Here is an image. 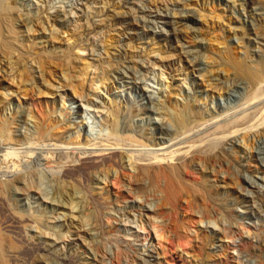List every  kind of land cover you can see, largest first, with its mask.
<instances>
[{"label":"rangeland","instance_id":"rangeland-1","mask_svg":"<svg viewBox=\"0 0 264 264\" xmlns=\"http://www.w3.org/2000/svg\"><path fill=\"white\" fill-rule=\"evenodd\" d=\"M1 5L0 264H264V0Z\"/></svg>","mask_w":264,"mask_h":264},{"label":"bare ground","instance_id":"bare-ground-1","mask_svg":"<svg viewBox=\"0 0 264 264\" xmlns=\"http://www.w3.org/2000/svg\"><path fill=\"white\" fill-rule=\"evenodd\" d=\"M1 3H3V0H0V6L2 7V5H1ZM4 8V7H3ZM5 11V10H4ZM1 13H2V11H1ZM1 16V15H0ZM6 17V16H5ZM1 18V17H0ZM7 19V18H6ZM3 20V19H2ZM8 21H5L7 24H8V30H7V34H8V36L7 37H9V41L8 42H10L11 40H14V31H13V29L11 28V25H10V23H9V19H7ZM0 22H1V19H0ZM4 22V20H3V23H5ZM2 23V22H1ZM81 32V31H80ZM6 35V34H5ZM3 36V35H2ZM16 36V35H15ZM22 36V35H21ZM1 39V38H0ZM25 44V43H24ZM23 44V45H24ZM71 45V44H70ZM20 46V45H19ZM54 46V45H53ZM8 47V46H7ZM84 47V46H83ZM7 51H8V48L6 49ZM1 51V50H0ZM5 51V50H4ZM7 51H6V53H7ZM2 52V51H1ZM0 52V53H1ZM13 52V51H12ZM58 53V52H57ZM7 58V57H6ZM4 60V59H3ZM227 61V60H226ZM74 62V61H73ZM48 63V62H47ZM90 66L91 65H89L88 63H87V61H86V63H84V67H83V71H82V78L80 79V83H81V85L83 86L84 85V79L86 78V76H87V73H88V71L90 70ZM240 66V65H239ZM82 67V66H81ZM80 67V68H81ZM12 68V67H11ZM55 68V67H54ZM58 68V67H57ZM45 69V68H44ZM246 69V68H245ZM244 69V70H245ZM247 71H250V70H247ZM45 72V71H44ZM242 72V71H241ZM64 73V72H63ZM92 73V72H91ZM264 73V64H263V68H261V70H260V68H259V70H257V71H251L250 72V78L252 79V80H258L261 76H262V74ZM41 74V73H40ZM243 74H245V73H243ZM249 74V73H248ZM249 76V75H248ZM36 77V76H35ZM89 78V77H88ZM6 79V78H5ZM261 80V79H260ZM263 81H264V79H263ZM74 82V81H73ZM255 82V81H254ZM153 85V84H152ZM53 90V89H52ZM85 91V90H84ZM46 94V93H45ZM182 95V94H181ZM186 98V97H185ZM113 101V100H112ZM168 106V105H167ZM252 106V105H251ZM228 123V122H227ZM59 125V124H58ZM52 127V126H51ZM184 128V127H183ZM191 131V130H190ZM47 132V131H46ZM108 136V135H107ZM135 136V135H134ZM104 137V136H103ZM204 137V136H203ZM37 139V138H36ZM78 140V139H77ZM38 146V145H37ZM75 146V145H74ZM111 146V145H110ZM118 147V146H117ZM94 148V147H93ZM96 148V147H95ZM103 149H105L106 148V150H107V148L108 147H102ZM109 148H111V147H109ZM108 148V149H109ZM92 149V148H91ZM112 149V148H111ZM115 149V148H114ZM89 150V149H88ZM93 150V149H92ZM96 150H97V148H96ZM100 150V149H99ZM102 150V149H101ZM90 151V150H89ZM175 154V153H174ZM109 156V153L108 152H101V153H96V154H94L93 156H92V154H91V158H90V156L88 157V159L86 158V160L84 161V162H87V161H90V162H97V161H100V160H105V158H106V156ZM107 156V157H108ZM110 157V156H109ZM163 158V157H162ZM165 158V157H164ZM168 158V156L166 157V159ZM169 158H170V155H169ZM33 159V158H32ZM108 159V158H107ZM117 159V158H116ZM120 160H121V158H120ZM169 162H170V160H169ZM169 162H167L166 161V163L165 164H167V163H169ZM159 164V163H158ZM97 165V164H96ZM99 165H100V163H99ZM102 166V165H101ZM138 166V165H137ZM146 166V165H145ZM151 166V165H150ZM169 166V165H168ZM141 167H143V166H141ZM140 167V168H141ZM94 168V167H93ZM145 168V167H144ZM142 170H143V168H141ZM173 169V168H172ZM141 170V171H142ZM149 170V169H148ZM151 170V169H150ZM149 170V171H150ZM144 171H147V169L145 170L144 169ZM52 172V171H51ZM54 172V171H53ZM154 172V171H153ZM159 172V171H158ZM50 173V172H49ZM146 172H143V174H145ZM156 173V172H155ZM68 174V173H67ZM150 174V173H149ZM131 176V175H130ZM159 176V175H158ZM161 176V175H160ZM136 178V177H135ZM142 178V177H141ZM143 179V178H142ZM137 180V179H136ZM162 180V179H161ZM142 181V180H141ZM170 181V180H169ZM2 182V181H1ZM137 182V181H136ZM175 183V182H174ZM158 184V183H157ZM171 185V184H170ZM169 185V186H170ZM191 186V185H190ZM193 187V186H192ZM169 188H171L170 190H169ZM168 188V190H169V193H170V195H171V197H172V199H176V200H178V198H180L181 197V195L184 193V192H182V187H180L179 186V183H178V186H176V183H175V185L173 186V187H169ZM182 188V189H181ZM185 188V187H184ZM167 189V188H166ZM109 190V189H108ZM167 191V190H166ZM188 191V190H187ZM182 193V194H181ZM164 194V193H163ZM169 196V195H168ZM170 197V198H171ZM170 200V199H169ZM168 200V201H169ZM112 203V202H111ZM174 204H176V203H174ZM86 210V209H85ZM3 236V235H2ZM2 236H0V248L1 247H4L5 246V243H7V240L5 239V238H3ZM204 237H203V242L205 243V241H206V239H207V237L205 236V235H203ZM202 247V246H201ZM3 249V248H2Z\"/></svg>","mask_w":264,"mask_h":264}]
</instances>
